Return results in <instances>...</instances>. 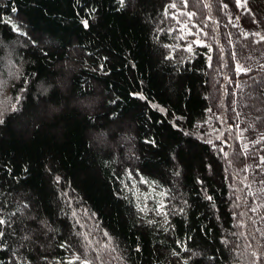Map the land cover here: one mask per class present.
I'll return each instance as SVG.
<instances>
[{"label":"trees","instance_id":"1","mask_svg":"<svg viewBox=\"0 0 264 264\" xmlns=\"http://www.w3.org/2000/svg\"><path fill=\"white\" fill-rule=\"evenodd\" d=\"M260 36L264 0H0V264H264Z\"/></svg>","mask_w":264,"mask_h":264},{"label":"snow or ice","instance_id":"2","mask_svg":"<svg viewBox=\"0 0 264 264\" xmlns=\"http://www.w3.org/2000/svg\"><path fill=\"white\" fill-rule=\"evenodd\" d=\"M237 5L238 6H246L247 5V0H237ZM174 6V5H173ZM255 35H259V33H255ZM260 39L262 41H264V36H260ZM238 71L244 72L247 71L246 69H244L243 67L238 68ZM253 211H255V209H253ZM4 224V221L2 219H0V225ZM3 235V232H0V236Z\"/></svg>","mask_w":264,"mask_h":264},{"label":"rangeland","instance_id":"3","mask_svg":"<svg viewBox=\"0 0 264 264\" xmlns=\"http://www.w3.org/2000/svg\"><path fill=\"white\" fill-rule=\"evenodd\" d=\"M2 61L4 62V66H5L6 69L11 67V65H12V60L11 59L4 58V59H2ZM6 71H8V70H6Z\"/></svg>","mask_w":264,"mask_h":264}]
</instances>
